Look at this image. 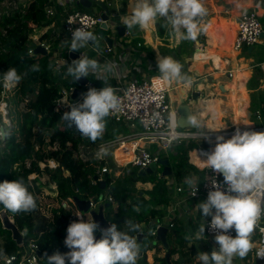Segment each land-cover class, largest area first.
Instances as JSON below:
<instances>
[{
    "label": "trees",
    "instance_id": "trees-1",
    "mask_svg": "<svg viewBox=\"0 0 264 264\" xmlns=\"http://www.w3.org/2000/svg\"><path fill=\"white\" fill-rule=\"evenodd\" d=\"M109 1L104 0V3L111 11L112 9L108 6ZM16 3L19 5L18 1ZM51 5H55V0H28L25 8L11 6L9 11L11 15H4L0 21V74L6 72L8 68H15L23 77L4 98L9 106L12 128H5L6 139L4 141L0 139V183L5 180L23 179L37 202L36 209L30 212L13 214L7 210L0 211V248L4 249L7 257L22 250V247L11 238V233L3 228L1 216L5 212L8 216H12V221L18 230L26 233L24 245H28L30 241L38 245L41 260L37 264H46L45 253L50 256L57 250L61 253L69 251L64 245L66 229L70 224L69 218L73 214L87 218L86 214L79 211L75 199L88 201L93 197L99 201L100 196H103L102 201L106 205L109 204L107 198L111 197L113 203L104 210L105 218L110 225L116 224L121 231H128V226L124 223L126 219L139 225V231L129 233L135 236L137 241L139 235L151 237L150 234L157 226V224L150 226L151 222L156 219L158 223H163L164 209L170 204L168 180L158 178L160 170L157 174L138 178L136 170L129 167L127 171L121 173L119 179L113 180L109 175H105L99 181V176L96 175L99 168L97 164L84 163L74 158V152L79 145L110 142L121 134H128L129 130L125 124L116 123L108 116L105 118L106 127L102 137L92 142L82 137L74 125L70 126L69 122L61 119L65 112L54 111L57 100L62 96L61 89L68 86L70 79L73 78L65 74L66 66H63L61 73L54 68L52 54L35 56L28 54L31 43L29 36L35 29L53 22L46 17V9ZM79 6V10L87 11L81 5ZM68 12L63 13L59 10L57 17L54 18L59 28L63 26L62 19ZM156 28L158 36L162 37L166 30L164 22L162 20L156 22ZM2 29L5 30V34L1 32ZM132 33L134 35L132 45L137 49L135 56L141 58L144 64L151 51L141 38L138 26L133 28ZM41 40L51 43L52 51L60 52L68 63L72 62L69 53L78 54L79 52L70 51L68 39L64 42H60L59 38L51 40V34H48ZM197 41L205 42L203 32L199 33ZM137 43L142 44L140 48L137 47ZM34 64L39 65V71L30 70ZM260 72V68H254V75L248 82V88L257 87ZM74 83L77 82L74 81ZM109 86L115 85L112 82ZM2 90L3 85L0 83V96ZM262 100H264V91L258 92L256 97L252 95L251 108ZM15 110L19 112L17 120L14 119ZM195 148L197 144L194 142L177 144L173 148L174 153H168V156L154 145L150 147V150L160 159L169 160L174 177L178 181L186 176L193 181L190 173H195L199 180L203 174V170L189 163V153ZM51 162L55 163V168L50 166ZM109 167L117 169L111 162ZM31 175L36 177L30 179ZM43 176L48 178L44 183L41 182ZM94 180H96L95 185L92 184ZM137 182L151 184L147 197L137 190ZM50 184L56 186L57 196L54 200L57 206L45 210L44 190ZM62 202H67L70 208H63ZM136 206L139 207V212L134 210ZM172 233L173 246L178 248L179 259L175 262L171 261V264H181L183 259L194 258L197 255L196 247L188 245L185 241L183 237L186 233L184 234L181 228H175ZM94 235L101 238L98 231ZM150 250L147 243L143 241L140 251L142 256L137 260V264H149L147 252ZM153 264L169 263L163 257L156 258Z\"/></svg>",
    "mask_w": 264,
    "mask_h": 264
},
{
    "label": "clouds",
    "instance_id": "clouds-1",
    "mask_svg": "<svg viewBox=\"0 0 264 264\" xmlns=\"http://www.w3.org/2000/svg\"><path fill=\"white\" fill-rule=\"evenodd\" d=\"M128 14L122 16V24L126 29L137 26L147 30L149 26L161 19L164 26L170 28L180 40L196 41L201 31L198 27L200 18L206 15V9L201 0H128ZM71 24V21H69ZM70 51H80L91 42L94 49H99L97 36L85 27L70 28ZM66 66V75L76 82L90 73L101 70L95 59L83 55L71 63L62 61ZM158 77L161 81L186 80L182 75V65L171 57L157 54ZM31 71H39V65H32ZM104 71H111L109 65L103 66ZM22 75L15 68L0 74V83L5 89H11L18 84ZM70 111L65 112L61 119L75 127L82 137L95 142L101 138L106 127L105 118L118 107V97L115 90L103 87L100 90L89 88L82 94V102L69 103ZM186 122L193 127H199V122L193 116H188ZM107 155V150L101 147L97 157ZM202 160L205 167L223 176V183H214L208 192L207 199L199 202L197 207L203 217H211L208 225L216 234L214 240L219 246L211 253L197 252L196 264H233V258H245L253 248L251 235L258 227V221L264 216V131L241 130L237 127L229 139L217 135L215 146L209 153H204ZM192 185L193 181H185ZM0 211L7 210L13 214L30 212L36 209L37 202L28 190L23 179L3 181L0 183ZM139 212V207L134 208ZM78 222H71L66 229L64 245L69 249L65 253L59 250L47 255L46 264H137L141 245L130 232L139 231V225L131 220H125L128 231L118 230L116 224L100 230L98 223L84 220L83 215H77ZM235 230V237L228 234ZM264 232V227L259 229ZM101 231V238L96 239L95 233ZM205 225L199 226L197 238L204 236ZM191 240L190 235L184 237ZM264 257V252H258ZM0 258L7 260V253L0 248Z\"/></svg>",
    "mask_w": 264,
    "mask_h": 264
},
{
    "label": "built area",
    "instance_id": "built-area-1",
    "mask_svg": "<svg viewBox=\"0 0 264 264\" xmlns=\"http://www.w3.org/2000/svg\"><path fill=\"white\" fill-rule=\"evenodd\" d=\"M3 0H0V4ZM17 1L11 0L5 14H2L0 21L4 15H11L10 7L16 8L18 4ZM79 4V0H55V5H51L46 9V17L52 19L53 22L50 25L35 29L31 36L29 37L30 46L28 49V54L30 56H35L36 49L42 48L46 52V55L52 54V63L54 68L61 73L64 64L62 61H66L62 54L58 51H52V44L48 42H43L41 38L45 35L51 34V40L60 39V42H64L66 39H71L70 28L85 27L86 30L92 31L96 36L98 35L97 30L100 25L104 22L100 14H91L88 11H81L75 9ZM59 10L68 12L65 17H63V26L58 27L54 18L57 17ZM108 20L106 24L108 26V37L112 40V46L109 47L105 45L103 51L94 49L91 42L88 46L80 49L78 52L81 57L82 54L86 55L88 58V53H93L94 57L97 58L101 70L96 73H90L86 78V84L74 83L73 79H70L68 86L61 89V98L56 102L54 111L57 113L67 112L70 110L68 104L63 103L68 99L69 103H75L77 101H82V94L86 93L89 88H96L97 90L102 89L107 85L109 80H116L117 84L112 87L115 90V94L118 97V107L112 110L109 117L116 123H123L129 130L126 135H119L114 140L110 142H100L94 145H79L74 152V158L83 161L84 163L97 164L96 175L99 176V181H101L105 175H109L113 180L120 177L123 171H127L128 167L136 168L138 171H145L152 164L157 163L160 158L157 154L151 152L150 147L156 146L161 152L166 154L174 153V146L182 143H198L206 142L208 147H197L192 150L193 156L198 160L206 159L204 153H209L215 146V138L217 135H223L225 139L231 138L235 129L237 127H231L227 130H221L216 132H199L187 129H180L177 120L178 115L175 114L174 118L172 115V110L168 98V88L164 81L153 80L149 72L142 68L141 58L135 56L137 49L132 45L131 39H133V34L131 30L124 28V35L122 37L118 36L117 23L114 21L116 18L115 14H107ZM71 21V24H69ZM5 34V30L1 31ZM264 34V27L262 26L259 16L255 10H250L244 12L240 16L238 23L237 34L234 41V49L240 51L243 48H253L261 42V35ZM124 38L125 41L122 43L119 41ZM141 43H137V47H141ZM148 61L147 65L151 67V63ZM107 64L110 66L111 71H104L103 66ZM140 74V75H139ZM97 84L104 85L103 87H97ZM16 86V85H15ZM14 86V87H15ZM5 89L3 87L0 96V127L12 128V123L9 116V106L4 100L6 95L10 93L13 89ZM109 87V86H108ZM76 90H79V95L72 100V96ZM253 117L256 121L263 123L262 125H254L251 128H240L243 130H253L257 132L264 131V103L260 106L258 110L254 112ZM1 139V132H0ZM70 145V144H68ZM213 145V146H210ZM132 146V149L130 148ZM210 146V147H209ZM101 147L107 150V155L101 158L97 157V153L100 151ZM115 152L120 157L115 156ZM131 153V157L124 160L123 156H128ZM109 158H113L114 162L122 169L113 170L109 167ZM124 160V161H123ZM123 161V163H121ZM197 168L203 170L201 180L198 176L192 175L193 183L188 185L185 181L179 186L174 187V189L169 188V191H174L180 196H184L186 200L200 201L206 200L208 192L214 190L212 184L223 183V177L220 174L215 173L210 168L195 164ZM52 168L56 165L54 162L50 163ZM129 173V172H127ZM160 180L164 177L159 174ZM92 184H96V180L92 181ZM172 194V193H171ZM57 196V194H56ZM109 204L113 203L111 197L107 198ZM89 211L86 214L88 218H83L84 220L91 221V211L98 210L100 204H105L104 201L99 202L91 197L89 200ZM180 202L169 206L167 209L170 214H172L167 225L157 223L156 229L152 232L153 236H157L158 229L161 227L173 228L174 224L172 222L173 213L176 212L177 206ZM62 207L69 209L67 202H62ZM12 221V216H9ZM79 217L76 214L71 215L69 222L79 221ZM211 217L205 221V234L208 238H214L215 232L208 226L210 224ZM13 222V221H12ZM264 227V216L258 221V227L256 232L259 236V242L254 251V256L259 264H264V257H259L258 252H264V232L259 229ZM230 235L235 237V230H229ZM25 238V237H24ZM22 250L17 254L8 256L7 260L11 261V264H37L40 257L38 256L39 248L36 242L30 241L28 245H21ZM151 247V245H150ZM27 248L28 251L24 250ZM0 264H6V259L0 260Z\"/></svg>",
    "mask_w": 264,
    "mask_h": 264
},
{
    "label": "crops",
    "instance_id": "crops-1",
    "mask_svg": "<svg viewBox=\"0 0 264 264\" xmlns=\"http://www.w3.org/2000/svg\"><path fill=\"white\" fill-rule=\"evenodd\" d=\"M100 1L104 3V0ZM201 2L206 9V15L200 18L198 27L201 29L200 32L204 34L205 42L200 43L197 40H180L168 27H166L164 35L159 37L157 34L156 22L161 19H157L147 30L139 28V34L142 36L141 38L151 51L149 53L150 56L147 57L144 64L142 63V68L149 72L153 80H156V78L160 76L156 64L158 53L160 56L171 57L182 65L181 72L182 75L186 77V80L164 82L168 88L170 106L171 104L173 105L175 114L178 115V108L181 104H185L190 107L191 116L195 117L199 122L198 128L192 126V128L184 129L206 133L227 130L231 127L251 128L257 123H260L255 120L253 115L254 112L260 108L262 103H264V100L258 101V104L251 108L252 95L256 97L258 92L264 91V39L256 45L257 48H255L256 46L253 47L252 50L243 48L240 51L234 49V41L240 16L244 12L255 10L264 27V0H201ZM104 5L106 6L105 3ZM108 6L112 9L110 11L106 6L108 13L116 15L114 21L118 24L117 28L122 27L124 29L122 16L128 14V0H110ZM77 8H80L78 4L75 9ZM98 8L100 10L99 14H101L103 10L99 6ZM132 31L133 29H131V32ZM97 37L99 38L98 35ZM133 40L134 35L131 41ZM98 43V50L103 51L107 43L103 39L100 41L98 40ZM88 56L90 59L94 57L93 53H88ZM95 60H97V58H95ZM148 61H150L151 67L147 65ZM255 67L260 68L261 72L258 77L257 87H252V89H250L248 88V82L254 75ZM112 82L114 85L117 84L116 80H109L107 85L109 86ZM204 101L209 102V104H204ZM235 105L240 107L242 111L239 114V125H235L234 121L236 114L234 113L236 111ZM216 117H220V121L217 122ZM196 144L197 147H208V143L203 141ZM130 148L132 149V146H130ZM191 152L189 153V163L197 168L195 165L196 162H194L197 158L193 156ZM117 155V152H115L116 158ZM166 156H168V154H166ZM123 157L124 160L127 161V158L131 157V153H129L127 157ZM121 159L123 158L121 157ZM123 161H121V163H123ZM110 162L113 163L117 169L120 168L114 162L113 158L112 160L109 158V164ZM120 170L122 169L120 168ZM136 172L138 173L139 171L136 169ZM190 175L195 176L196 174L190 173ZM174 176L173 174L172 178H163L168 180V189H174V184L179 186L188 178L186 176L182 178L181 181H178ZM136 188L141 194L147 197L151 189V184L137 182ZM168 197L170 198L169 206L178 202H180V204L177 206L176 212L173 213L172 222L174 227L171 229L167 228L165 245H173L172 231L175 228H181L184 234L186 233L185 236L190 235L192 237L191 240H186L184 238L185 236L183 238L188 245H194L196 247V252H198V246H201L203 252L209 254L213 248L218 249L219 246L216 244L215 240L213 238H208L206 234L197 238L199 226L205 225V221L209 218L203 217L199 209L195 207L203 200H186L184 196L176 194L173 190H168ZM169 206L164 209L165 217L161 224L167 225L172 216L167 210ZM157 223L158 221L155 219L151 222L150 226ZM150 235L151 237L148 235H141L142 237L138 240V243L141 245L144 241L151 249L147 252V255L158 253L155 255L159 257L160 254L157 252V249L165 245L157 240V236H153L152 233ZM256 238L257 243L254 240L252 241L253 248L248 255L243 258L241 264H259L254 256L255 248L259 242L257 232ZM166 255L167 254H165V256ZM235 259L236 257L233 258V264H237V262H234L236 261ZM191 263L196 264L195 257L190 260L183 259L181 264ZM199 264L201 263L199 262Z\"/></svg>",
    "mask_w": 264,
    "mask_h": 264
},
{
    "label": "water",
    "instance_id": "water-1",
    "mask_svg": "<svg viewBox=\"0 0 264 264\" xmlns=\"http://www.w3.org/2000/svg\"><path fill=\"white\" fill-rule=\"evenodd\" d=\"M97 6H99L103 11L101 12L100 16L103 19V23L100 25V27L97 30L99 38L103 39L109 47L112 46V40L108 37V26L106 24V21L108 20V11L104 3L100 0H79V4L86 9H90L93 5V3ZM200 21V20H199ZM117 31L119 32V36L122 37L124 35V29L122 27L117 28ZM261 39H264V34L261 35ZM249 50H252V47L249 48ZM35 54H44L46 55V52L42 48H37L35 51ZM69 58L71 61L75 59H79L80 56L77 53L70 52ZM77 82L80 84H86L87 80L86 78L82 77ZM80 91L76 90L75 93L72 96V100H74L78 95ZM178 115L179 118L177 120V124L180 128H192L190 124L186 122L187 117L190 115V107L185 104H181V106L178 108ZM1 132V140L4 141L6 139V131L4 127H0ZM161 171V175L164 178H172L173 172L172 168L170 166V162L168 159H160L157 163L152 164L150 168L147 170L139 171L137 173V177H145L152 174H157L158 171ZM222 176V175H221ZM223 177V176H222ZM103 183V182H101ZM103 200V196H100L99 202ZM75 203L79 209L80 212L87 214L89 211V202L84 200L75 199ZM109 207V204L103 205L100 204L98 210L91 211V216L94 222L98 223L100 230L106 229L110 227L109 222L105 218L104 210ZM1 222L3 225V228L6 229L11 233V238L17 243L18 246H21L23 244L24 237L26 236V233H21L18 228L14 225V223L10 220L9 216L3 212L1 216ZM168 229L165 227H161L158 229L157 232V240L161 241L165 245V235L167 233ZM101 234V231H98ZM141 235L138 236V240L141 239ZM96 239L99 240L100 236H96ZM166 246V245H165ZM38 256L40 257V254L38 253ZM142 256V252H140L138 259ZM166 261L170 264V254H167Z\"/></svg>",
    "mask_w": 264,
    "mask_h": 264
},
{
    "label": "rangeland",
    "instance_id": "rangeland-1",
    "mask_svg": "<svg viewBox=\"0 0 264 264\" xmlns=\"http://www.w3.org/2000/svg\"><path fill=\"white\" fill-rule=\"evenodd\" d=\"M10 1L11 0H3L1 2V4H0V17L2 16V14H5V12L7 11L8 6L10 4ZM15 1H18L19 2V5L18 6H22V8H25L28 5V0H15ZM87 11L89 13L95 14V15H98L99 12H100V10H99L98 6L95 4V2L93 3V6L90 9H87ZM98 40L100 41L101 39L97 37V41ZM119 41L122 43L123 41H125V39L124 38H121ZM255 48H257V46ZM263 58H264V56H263ZM262 73H263V71H262ZM23 106L24 105H22V107ZM10 112H11V110H10ZM14 117H15L14 118L15 120H17L19 118V112H18V110H15L14 111ZM262 124L263 123H259V124L257 123L256 126H259V125H262ZM210 146H213V145H210ZM135 170H136V168H135ZM35 177H36L35 175H31L30 176V179H33ZM47 180H48L47 176H43L41 178V182L42 183L46 182ZM114 180H116V179H114ZM175 186H176V184H174V187ZM52 190H55V191H52ZM56 194L57 193H56V186L55 185L50 184L48 187L45 188V190H44V195L46 196L45 201H44V205H45V208L44 209L45 210H49L50 208L57 206V203L54 200V198L56 197ZM47 196H50V197H47ZM253 240L257 243L256 231H254L252 233V235H251V241H253ZM24 250L28 251L27 248H24ZM177 251H178V248H175L171 244L170 245L168 244L167 246H161V248L159 247L157 249V252H159V254H160L159 257H157L155 255V254H158V253H155L154 255H147L149 264H152L156 258H159L160 259V258L165 257V254H170L171 261H174L175 262V260H178L179 259V253ZM198 251L199 252H203V249L201 248V246H198ZM235 260L236 261H234V262H237V264H241V262L243 261V259L239 258L238 256H236V259ZM200 263L202 264V262H200Z\"/></svg>",
    "mask_w": 264,
    "mask_h": 264
},
{
    "label": "bare ground",
    "instance_id": "bare-ground-1",
    "mask_svg": "<svg viewBox=\"0 0 264 264\" xmlns=\"http://www.w3.org/2000/svg\"><path fill=\"white\" fill-rule=\"evenodd\" d=\"M240 76V75H239ZM242 78V77H241ZM237 81V80H236ZM239 85V84H238ZM170 93V92H169ZM246 94V93H245ZM233 98V97H232ZM236 98V97H235ZM236 100V99H235ZM233 102V101H232ZM202 103V102H201ZM205 103H207V104H209V102H207V101H204V104ZM233 104H235V103H233ZM236 106V111L234 112V113H236L235 114V118H234V121H235V125H239V114L242 112L241 111V109H240V107H238L237 105H235ZM202 107V106H201ZM171 108H172V115H173V118H174V116H175V112H174V107H173V105L171 104ZM211 109V108H210ZM215 115H217V114H215ZM234 117V116H233ZM249 117V116H248ZM220 119V117H216V120H217V122L218 121H220L219 120ZM214 120V119H213ZM216 123V122H215ZM120 157V160H122L121 159V156H119ZM195 158V157H194ZM194 162H196L197 164H199V165H201V166H203V164H202V160H198V159H196Z\"/></svg>",
    "mask_w": 264,
    "mask_h": 264
}]
</instances>
